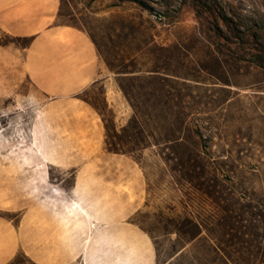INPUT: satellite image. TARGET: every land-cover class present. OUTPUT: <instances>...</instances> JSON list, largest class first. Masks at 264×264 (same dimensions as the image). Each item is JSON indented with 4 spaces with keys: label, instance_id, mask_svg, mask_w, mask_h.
<instances>
[{
    "label": "rangeland",
    "instance_id": "1",
    "mask_svg": "<svg viewBox=\"0 0 264 264\" xmlns=\"http://www.w3.org/2000/svg\"><path fill=\"white\" fill-rule=\"evenodd\" d=\"M61 11L55 24L83 22L95 37L119 97L99 82L45 95L23 66L32 37L0 28V167L34 148L52 155L54 198L102 211L130 202L126 220L150 236L157 264H227L226 253L257 263L264 0H63Z\"/></svg>",
    "mask_w": 264,
    "mask_h": 264
},
{
    "label": "crops",
    "instance_id": "2",
    "mask_svg": "<svg viewBox=\"0 0 264 264\" xmlns=\"http://www.w3.org/2000/svg\"><path fill=\"white\" fill-rule=\"evenodd\" d=\"M58 7L59 0H0V28L32 37L23 53L28 78L45 95L62 97L99 82L106 99L116 100V87L90 37L54 23ZM31 149L9 155L11 163L0 167V210L18 212L15 218L0 214V264L19 255L32 264H157L150 236L126 220L133 212L130 202L118 211L116 201H107L102 211L105 202L54 198L52 155L43 162Z\"/></svg>",
    "mask_w": 264,
    "mask_h": 264
},
{
    "label": "trees",
    "instance_id": "3",
    "mask_svg": "<svg viewBox=\"0 0 264 264\" xmlns=\"http://www.w3.org/2000/svg\"><path fill=\"white\" fill-rule=\"evenodd\" d=\"M62 3H63V0H61L60 1V9L58 10V12H57V16L59 17V18H61V17H63L64 16V14L62 13V11H61V5H62ZM59 24H65V23H59ZM67 25H71V26H74V27H77V28H79V29H81L82 31H84L89 37H90V39L92 40V42L95 44V46H96V48L98 49V52H99V54L103 57L104 55H103V53L99 50V47H98V44H97V41H96V39H95V37L92 35V33L89 31V29H88V27L85 25V23H83L82 22V27L80 28V27H78V26H76V25H74V24H67ZM238 33L239 34H241V35H243V36H248L247 34H248V32H241V31H238ZM260 51H261V55L260 56H256V58H258V59H260L261 60V64H262V66H264V47H262L261 49H260ZM136 54H137V52H135V53H133V54H130V55H128V56H126L124 59H123V62H122V64H125V62L127 61V60H131L130 61V64L128 65V67L129 66H132L133 64H134V60L132 61V58H134L135 56H136ZM104 58V60L106 61V63H107V66L110 68V69H112V70H114V67L111 65V64H109L108 63V61L105 59V56L103 57ZM131 72H135V71H131ZM151 72H157V70H156V68L155 69H153V70H151ZM121 87V86H120ZM121 89L123 90V88L121 87ZM86 102H88L89 103V101H87L86 99H84ZM94 107V106H93ZM95 109H96V111H98L97 110V108L96 107H94ZM259 229H261V231H262V233L260 234V235H258V237H259V240L261 239V241H258V245H257V252H258V254H260L259 256H260V260H258V262L256 263V259H255V261H253L250 257H252V256H254L255 254L254 253H248V254H244L245 256L243 257V255H242V257H232L230 254H228V253H226L225 255H226V262H227V264H264V223L262 224V225H259ZM240 260H239V259ZM10 264H15V262L14 261H12Z\"/></svg>",
    "mask_w": 264,
    "mask_h": 264
}]
</instances>
